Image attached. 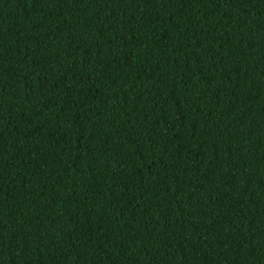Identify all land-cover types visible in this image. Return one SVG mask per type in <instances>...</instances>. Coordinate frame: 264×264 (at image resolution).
I'll return each mask as SVG.
<instances>
[{
	"label": "trees",
	"instance_id": "obj_1",
	"mask_svg": "<svg viewBox=\"0 0 264 264\" xmlns=\"http://www.w3.org/2000/svg\"><path fill=\"white\" fill-rule=\"evenodd\" d=\"M0 264H264V0H0Z\"/></svg>",
	"mask_w": 264,
	"mask_h": 264
}]
</instances>
